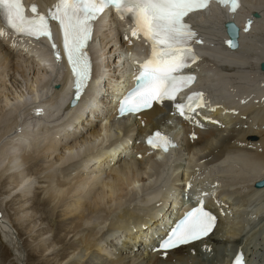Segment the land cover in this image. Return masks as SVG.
I'll list each match as a JSON object with an SVG mask.
<instances>
[{
	"label": "bare ground",
	"instance_id": "bare-ground-1",
	"mask_svg": "<svg viewBox=\"0 0 264 264\" xmlns=\"http://www.w3.org/2000/svg\"><path fill=\"white\" fill-rule=\"evenodd\" d=\"M30 1L47 4L51 0ZM254 12L260 13L261 18L254 19ZM195 15L203 40L197 47V85H206L204 96L209 104L206 106V102H202L195 111H189L186 116L190 123L180 119L172 109L165 108L167 103L156 105L140 116L115 120L110 103L117 104V101L111 99L112 95L127 87L133 78L130 66L139 64L143 57L145 59L147 49L135 37L125 42L121 38L117 40V28L111 21L105 22L99 42L94 46L97 67L104 71L92 83L99 89L94 91L91 86L76 107L64 106L69 97L60 63L53 62L42 54V48L31 42L13 41L4 32L0 36V71H3L0 78L6 79L12 72L14 83L20 82L17 78L20 76L27 80L25 88L28 89L26 95L20 85L18 88L23 93L19 89L16 90L19 93H15L11 87L13 97L5 91L0 92V128L5 131L0 137V178L8 176V198L22 199L14 222L0 214V231L19 257L18 264H22V250L15 223L24 228L21 221L29 217L28 196L34 184V174H26L28 161L43 164V183L48 184L50 195L47 202L60 201L62 221L68 224L66 218L74 219L73 230H69L72 219L69 225L63 224V229L69 230L68 236H75L78 228H89L92 233L102 230L105 222L98 221L102 218L100 213L106 209L114 214L122 211V215L121 211L119 217L116 215L119 220L108 231H101L99 238L97 233L86 241H76L78 245L82 243L83 248L81 254L77 244L73 252L69 251L68 261L73 258L69 264H228L238 251L247 254L250 264H264V234L252 237L247 226L250 220L257 221L264 215V187L254 185L264 179V73L259 67L264 61V0H246L244 6L231 16L226 13V8L212 2L205 11ZM228 21L236 22L241 28L239 51H231L227 46L224 26ZM121 30L127 32L128 28L121 25ZM126 35L123 33V39ZM58 82L62 86L56 89L53 85ZM103 110L109 113L105 118L101 117ZM235 122L237 126L233 124ZM128 123H132V129L114 133V125L123 127ZM220 128L231 134L224 137L226 134L221 135L219 132L224 130L219 131ZM155 129L173 134L180 141V148L168 153L153 152L136 143L139 134L145 135ZM176 129L179 131L175 132ZM136 131L134 148L130 143ZM185 131L191 135L190 140L181 137ZM34 145L39 146L40 158L27 155ZM201 148L204 149L199 150ZM139 153L141 159L136 157ZM76 161L79 165L73 171L65 169ZM128 162L134 165L128 166ZM174 169L180 171L172 178ZM57 170H68L69 173L64 172L61 178ZM56 176L60 181L53 186ZM171 179L177 184H171ZM242 185L251 192L246 197L241 194L240 200H247L250 205L258 201L261 204L257 208L247 204V209H241L240 216L246 217H240L237 223L240 227L233 228L230 224L237 211L232 199L239 196L240 192L236 194V191ZM143 192L145 197H140ZM221 193L230 195H223L222 199ZM186 194L192 195L193 199L185 201ZM142 197L145 199L139 200ZM214 198L220 202L218 205ZM199 199L214 208L219 207L217 231L204 243L180 248L166 257L150 251L162 227L167 228L173 219L169 207L184 205L183 213ZM135 200L144 213L131 207ZM262 220L264 224V216ZM35 228L36 224L29 226L30 232ZM41 239L44 241L43 237ZM55 247L45 245L39 253L44 251L52 255Z\"/></svg>",
	"mask_w": 264,
	"mask_h": 264
},
{
	"label": "snow or ice",
	"instance_id": "snow-or-ice-1",
	"mask_svg": "<svg viewBox=\"0 0 264 264\" xmlns=\"http://www.w3.org/2000/svg\"><path fill=\"white\" fill-rule=\"evenodd\" d=\"M211 0H59L56 11L50 13L57 20L63 32L64 49L79 90L88 75V65L80 63V51L85 41L90 38L89 21L99 17L106 8L112 6L121 18L131 17L134 25L132 36H143L152 47L151 57L142 65L137 79V87L122 102L123 113L138 112L151 107L153 100H174L194 77L174 75L184 66V59L189 54L185 43L193 38L194 32L184 18L190 13L206 9ZM227 4L229 0H217ZM231 10L236 11L238 0H230ZM31 11L36 12L32 6ZM0 15L4 16L8 26L18 33H24L39 39L41 35L50 38L47 18L43 15L29 19L24 15L21 0H0ZM247 30V27L246 29ZM3 31H0V36ZM231 45V41H229ZM55 48V44H53ZM57 59L59 55L57 54ZM199 95V94H198ZM197 97H188L187 104H177L181 116L185 110L192 111L191 102ZM202 106V105H197ZM156 140L148 139L152 147H164L171 143L167 138L156 133ZM215 225V217L202 207L188 213L183 221L171 230V234L161 242L160 249L165 252L181 244H186L206 236ZM233 264H243L242 254H238Z\"/></svg>",
	"mask_w": 264,
	"mask_h": 264
},
{
	"label": "rangeland",
	"instance_id": "rangeland-1",
	"mask_svg": "<svg viewBox=\"0 0 264 264\" xmlns=\"http://www.w3.org/2000/svg\"><path fill=\"white\" fill-rule=\"evenodd\" d=\"M112 33H113V31H112ZM116 33H117V30H116ZM112 50H113V48H112ZM105 52L106 53L109 52V48L106 49ZM108 55H109L110 59L113 61V57H111L110 54H108ZM2 72L3 71H0V74H2ZM6 75L7 74L5 73V76ZM17 78L20 80V82L16 81L14 83V79L12 78V72H10L8 78L3 79V80H2V78H0V92L5 91L6 95H10V97H13V89H15V93H19V91H21V90L18 88V85H20L21 89L25 90L24 94L27 95L28 89L25 88L27 80L26 79L23 80L22 77H20V76H17ZM19 83H21V84H19ZM44 84L45 83H42V86H44ZM11 87H13V89H11ZM17 89H19V91H16ZM21 92L23 93V91H21ZM233 124L235 126L238 125L236 122ZM118 125H120V126H118ZM113 129H114L113 131H115L114 133H116V131L117 132L118 131H124V129L126 131L125 125L122 127L121 124L114 125ZM222 130H224V129H221V128L219 129V131H222ZM219 131H217V132H219ZM4 132L0 128V137L4 134ZM228 132L226 130H224L223 132H219V133L221 135L226 134L227 136L225 135L224 137H228L229 134H231ZM239 136H240V134H239ZM184 138H186V137L184 136ZM15 141H16V139H15ZM46 141H47V138L44 140V142H46ZM110 142H112V141H110ZM110 142L109 143L107 142V144L109 145ZM228 142H230V141H228ZM221 144H223V142L217 143V145H219V146ZM202 149H204V148H201L199 150H202ZM39 152H40L39 146L34 145L27 151V155L34 154L35 157L40 158L41 155L39 156ZM214 160H215V158H214ZM128 163H127L128 166L132 165L131 162H128ZM127 164L125 163L126 166H127ZM137 164L139 165L140 163H137ZM78 165H79V161H76L74 164L70 165L69 167H67L65 169H70V171H73L75 166H78ZM135 166L137 167V165H135ZM41 167H43V164H41V161H38V162L37 161H28L25 164L26 174H34V178H33L34 184H33L32 189H31V194L28 196L29 202H28V209L27 210H29V213H30L28 215L29 217L21 221V223H24V228H20L19 224L16 226V223H15V228L17 227L16 229H17L18 235H19L18 239L21 240L22 245H23V249L26 253V257H25L26 258V264H69L71 261H73V258L69 262L68 261L69 257H67V256H69V254H71V252H73L76 244L78 245V242H76V241H79L80 239L82 241H86L87 239H89L93 235H96L97 233H98L97 238H99L101 231H102V233L108 231L109 227L113 226L112 224H114V222L119 220L118 217L120 216V214L122 215V211L118 210V212H116L114 214V213H111L112 211L109 212V210L106 209V211L104 210V213L106 215L104 213H100L99 216H100V218L102 216V218H101V221L100 220H98V221L103 222V223L105 222L104 223L105 225L104 224L103 225L106 226V227L102 226V230L99 228H96L99 230H96L95 233H92L89 228H84L85 230L83 228L82 229L78 228L76 230V233L77 232L78 233L75 236H73V234H69L71 237L68 236L67 235L68 231L71 229L73 230L75 228L76 223H73L74 219H72V217L66 218L68 220V224H67V222H63L64 220L61 217V210H62L61 204L58 203V202H60L59 200H55L52 203L47 202V200L50 198V195L47 192L48 184L43 183V181H45V178H44L45 174L42 172ZM140 167H141V164H140ZM140 167L138 166L137 168L139 169ZM174 168L176 169V166ZM175 169H174L175 175H173L172 178L176 177L178 172L180 171V169H179V171L176 172ZM172 170H173V168L171 167L170 171H172ZM0 172H1V169H0ZM64 172H65V170L64 171H58V170L56 171V173L59 177H61V175H63ZM66 172H68V170ZM182 172L184 174V171H182ZM77 174L78 173L73 174V175H77ZM58 176H56V178H54L53 186L56 185L57 182L60 181V178ZM7 177L8 176H4L3 178H0L1 179L0 180V214L3 217H8L9 219H12V221L14 222V220L19 215L18 214V207H19V202L22 199H18L17 197H15V198H13V197L8 198L7 197V195H8V190H7L8 178ZM166 178H168V177H166ZM171 184L175 185V184H177V182H175L171 179ZM193 185L195 186L194 182H193ZM210 186H211V184H210ZM153 187H155V186H153ZM221 190L223 191L224 188H222ZM217 191H219V190H217ZM250 192H251L250 188H248L247 186H243V185L237 189L236 194L239 193V196H234L232 199L234 201L233 207L235 208V206H236L237 213L233 217L235 220L234 219L232 220V222L230 224L231 227H233V228H239L240 227V224H237L240 222L239 220H241V218H240L241 216L239 213H241V211H242L241 209H247V207L245 208V206L250 205L247 202V200L246 201L240 200V199H242V197L240 195L245 194V197H246V196H248V194ZM145 194L146 193L143 192V193H140L139 196L145 197ZM220 195L223 199L224 196L227 197L230 194L229 193H226V194L221 193ZM144 197L139 198V200L145 199ZM189 200H191L190 196H189ZM239 200L241 201V203ZM131 203H133L132 204L133 206H131V207H133V208L137 207V212L139 211V213H144L143 211H141L138 208L137 205H139L140 203L137 204V200H135L134 202L132 201ZM242 203H244V205ZM260 204L261 203L258 201L256 203L251 204L250 206L252 208H257V206H259ZM154 205H156V204H154ZM127 206H124V207H127ZM141 207H146V206L141 205ZM241 207H244V208H241ZM120 211H121V213H120ZM144 211H145V209H144ZM116 215L118 216L117 219H116ZM104 216H105V218H103ZM263 216L264 215L259 216L257 218V221H253V222H251L252 220L249 221L247 226H249L248 230H250V234L252 235V237L255 235H258V234H261V235L264 234V232H263V230H264L263 225L264 224H263V220H262ZM71 219H72V224H70ZM34 224H36V228L33 232H30L29 226H33ZM63 224H66V225L70 224L69 228L71 226L72 227L69 230L63 229ZM94 224L95 223H93L92 225L94 226ZM233 228H230V230ZM27 230H28V232H27ZM29 232H30V234H29ZM1 233L2 232L0 231V264H18L17 258H19V257L17 256V258H16L15 251L8 244V242L4 239V237L2 236ZM102 233H101V235H102ZM109 233H111V232H109ZM42 237H43L44 241L41 242ZM45 245H47V246H51V245L54 246L55 245L56 247L54 248L55 249L54 254L48 255V252L45 253L44 251L40 254L39 251L41 249H43V247ZM78 246H79L78 252H80V254H81V250L83 248V245H82V243H79ZM220 249H223V248L221 247ZM69 251H71V252H69ZM105 258H108V257H105Z\"/></svg>",
	"mask_w": 264,
	"mask_h": 264
},
{
	"label": "water",
	"instance_id": "water-1",
	"mask_svg": "<svg viewBox=\"0 0 264 264\" xmlns=\"http://www.w3.org/2000/svg\"><path fill=\"white\" fill-rule=\"evenodd\" d=\"M254 18L260 19L261 14L255 12L253 14ZM226 34L231 41V45L229 46L231 51H238L240 49V27L233 21L227 22L225 24ZM260 70L264 73V62L260 65ZM264 187V181L258 182L256 184V188ZM22 264H25V253L22 251Z\"/></svg>",
	"mask_w": 264,
	"mask_h": 264
},
{
	"label": "flooded vegetation",
	"instance_id": "flooded-vegetation-1",
	"mask_svg": "<svg viewBox=\"0 0 264 264\" xmlns=\"http://www.w3.org/2000/svg\"><path fill=\"white\" fill-rule=\"evenodd\" d=\"M198 167V166H197Z\"/></svg>",
	"mask_w": 264,
	"mask_h": 264
}]
</instances>
